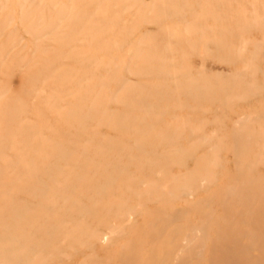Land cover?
<instances>
[{
  "label": "rangeland",
  "instance_id": "rangeland-1",
  "mask_svg": "<svg viewBox=\"0 0 264 264\" xmlns=\"http://www.w3.org/2000/svg\"><path fill=\"white\" fill-rule=\"evenodd\" d=\"M0 264H264V0H0Z\"/></svg>",
  "mask_w": 264,
  "mask_h": 264
}]
</instances>
